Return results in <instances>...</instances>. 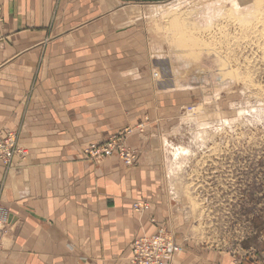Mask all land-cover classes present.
<instances>
[{
    "label": "crops",
    "instance_id": "obj_1",
    "mask_svg": "<svg viewBox=\"0 0 264 264\" xmlns=\"http://www.w3.org/2000/svg\"><path fill=\"white\" fill-rule=\"evenodd\" d=\"M171 6L0 0V134L16 132L29 152L15 169L0 162L10 213L0 264H132L136 238L171 230L160 218L165 177L153 143L164 119L176 120L178 105L162 108L159 93L177 92L175 65L184 60L157 46L147 24L153 7ZM128 128L137 166L117 154L85 155ZM140 199L151 207L141 215L133 207ZM189 245L172 264H264V226L241 262L196 239Z\"/></svg>",
    "mask_w": 264,
    "mask_h": 264
},
{
    "label": "rangeland",
    "instance_id": "obj_2",
    "mask_svg": "<svg viewBox=\"0 0 264 264\" xmlns=\"http://www.w3.org/2000/svg\"><path fill=\"white\" fill-rule=\"evenodd\" d=\"M166 2L170 11L153 7L150 36L184 62L175 65L177 92L159 93L162 108L178 105L175 121L161 114L153 143L165 177L160 218L181 254L196 239L241 262L264 226V0L146 5Z\"/></svg>",
    "mask_w": 264,
    "mask_h": 264
},
{
    "label": "built area",
    "instance_id": "obj_3",
    "mask_svg": "<svg viewBox=\"0 0 264 264\" xmlns=\"http://www.w3.org/2000/svg\"><path fill=\"white\" fill-rule=\"evenodd\" d=\"M1 12V8H0ZM156 77H159L156 73ZM194 107L189 108L193 113ZM126 136H114L105 142L95 143L84 149L87 157L95 160L99 157H110L117 154L121 162L128 167L138 164L139 154L126 144ZM29 156L28 149L21 144L16 132L7 130L0 134V162L6 169H15L18 162H23ZM135 212L144 214L151 210L150 203L138 200L133 204ZM10 228V213L3 206L0 192V233L5 234ZM132 264H172L177 254L184 251L175 235L165 226H158L153 234H143L131 245Z\"/></svg>",
    "mask_w": 264,
    "mask_h": 264
},
{
    "label": "bare ground",
    "instance_id": "obj_4",
    "mask_svg": "<svg viewBox=\"0 0 264 264\" xmlns=\"http://www.w3.org/2000/svg\"><path fill=\"white\" fill-rule=\"evenodd\" d=\"M233 9L236 11H238V10H240L241 9V6H240V4L238 3V2H235L234 4H233ZM248 21V20H247ZM211 22V21H210ZM237 71V70H236ZM240 72V71H239ZM167 143V142H166ZM186 150V149H185ZM185 150H183V152L185 151Z\"/></svg>",
    "mask_w": 264,
    "mask_h": 264
},
{
    "label": "water",
    "instance_id": "obj_5",
    "mask_svg": "<svg viewBox=\"0 0 264 264\" xmlns=\"http://www.w3.org/2000/svg\"><path fill=\"white\" fill-rule=\"evenodd\" d=\"M132 2H135V1H141V2H149V1H152V2H160V1H163V0H130Z\"/></svg>",
    "mask_w": 264,
    "mask_h": 264
}]
</instances>
